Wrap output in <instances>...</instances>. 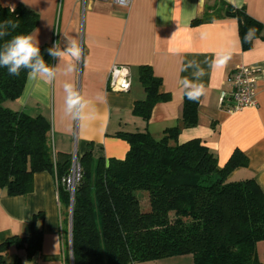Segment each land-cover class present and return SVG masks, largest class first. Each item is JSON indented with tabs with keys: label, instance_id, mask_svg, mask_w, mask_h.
<instances>
[{
	"label": "crops",
	"instance_id": "0c3cea01",
	"mask_svg": "<svg viewBox=\"0 0 264 264\" xmlns=\"http://www.w3.org/2000/svg\"><path fill=\"white\" fill-rule=\"evenodd\" d=\"M233 7L229 0H133L129 8L81 0H0L3 7L19 6L33 11L38 23L31 35L39 47H53L59 42L66 47L65 36L76 38L83 49L77 71L70 76L59 75L51 82L29 81L26 77L20 98L6 106L27 116H42L51 125V140L57 153L77 159L92 151L105 160H123L128 144L116 137L119 133H136L145 129L155 139L175 127L181 118L183 91L180 79L190 73L180 71L184 61L196 59L206 75V95L198 108V124L183 129L179 144L199 140L215 154L223 167L235 151L247 159V167L235 170L232 181L253 179L264 192V0H238ZM227 7L243 10L261 24L258 38L251 49L243 51L235 18L225 16ZM205 17L210 21L192 22ZM222 51L232 55L224 66H210ZM208 61L209 63H204ZM59 63L57 58L51 65ZM129 69L131 87L126 93L107 89L112 66ZM239 66L255 71V108L228 113L219 103L221 90H228V78ZM141 67L151 69L162 82V92L170 100L158 103L147 123L132 115L133 105L145 98L138 81ZM72 81L90 101L86 111L95 119L82 124L72 122L63 113V82ZM103 94L106 102L96 101ZM69 209L59 201L57 181L49 173L33 176L32 192L22 197H7L0 192V244L14 237H25L33 217L40 216L37 228L42 233L41 248L30 260L24 251L9 248L5 261L19 258L21 264H70ZM257 259L264 264V242L255 248ZM143 264H193L189 255Z\"/></svg>",
	"mask_w": 264,
	"mask_h": 264
},
{
	"label": "trees",
	"instance_id": "16d2710c",
	"mask_svg": "<svg viewBox=\"0 0 264 264\" xmlns=\"http://www.w3.org/2000/svg\"><path fill=\"white\" fill-rule=\"evenodd\" d=\"M225 16L236 19L242 50L251 49L261 24L230 7ZM6 20L17 27L9 26L10 35L0 38V46L17 34H31L38 16L22 6L10 10L0 4V25ZM248 28H255L256 36L244 43ZM49 48L40 50L51 65ZM26 77L24 70L17 77L0 67V192L26 196L32 192L33 176L43 172L58 181L59 201L69 209L70 264H143L186 255L193 264H260L255 248L264 242V192L253 179H229L235 170L247 167L246 157L235 151L219 167L201 141L178 142L183 129L197 126L200 102L183 96L179 123L160 139L146 129L117 134L129 146L123 160H105L92 151L78 158L81 178L70 212L69 193L60 180L70 173L71 156L55 152L45 118L6 106L20 98ZM138 81L145 98L134 103L132 115L147 123L154 106L170 96L148 67L139 68ZM38 218H32L25 237L0 244V264H7L9 248L24 251L26 260L39 252ZM11 264L21 261L15 258Z\"/></svg>",
	"mask_w": 264,
	"mask_h": 264
},
{
	"label": "clouds",
	"instance_id": "9594fccd",
	"mask_svg": "<svg viewBox=\"0 0 264 264\" xmlns=\"http://www.w3.org/2000/svg\"><path fill=\"white\" fill-rule=\"evenodd\" d=\"M233 7H240L238 0H229ZM9 26L12 29L17 27L11 20H6L0 25V38L9 36ZM256 36L255 28H248L243 37L244 43H250ZM67 41L63 49L57 42L53 47L47 49L48 55L57 58L59 63L55 66L50 65L44 59L39 47V41L31 34H17L6 40L0 46V67L6 68L10 76H20L21 71H26L29 81L42 80L45 83L55 81L59 75L65 77L77 71L78 63L83 58V49L78 40L71 36H65ZM231 51H222L217 54V59L213 60L210 66H224L230 59ZM204 63H209L205 61ZM182 73H190L180 79L183 96L189 101L199 103L201 98L206 95V87L203 77L206 75L202 63L196 59H188L183 62L180 69ZM63 113L72 122L83 123L95 119V113L86 111L90 101L77 89L76 85L70 80L63 82ZM96 101L106 102L103 94H97Z\"/></svg>",
	"mask_w": 264,
	"mask_h": 264
},
{
	"label": "built area",
	"instance_id": "2783aa9c",
	"mask_svg": "<svg viewBox=\"0 0 264 264\" xmlns=\"http://www.w3.org/2000/svg\"><path fill=\"white\" fill-rule=\"evenodd\" d=\"M100 2L105 0H81ZM114 6L129 8L133 0H110ZM228 90H221L219 103L228 113L240 112L246 109L255 108L256 103V73L247 66H239L228 78ZM107 89L115 93H126L131 87V76L129 69L124 66L114 65L111 67L107 77ZM81 178V171L76 155L71 161L70 173L60 180L62 186L69 193L70 206L72 205L75 187ZM58 183V181H57ZM58 186V184H57ZM70 220V218H69Z\"/></svg>",
	"mask_w": 264,
	"mask_h": 264
},
{
	"label": "water",
	"instance_id": "95a60500",
	"mask_svg": "<svg viewBox=\"0 0 264 264\" xmlns=\"http://www.w3.org/2000/svg\"><path fill=\"white\" fill-rule=\"evenodd\" d=\"M71 209H72V205L70 206V212H71Z\"/></svg>",
	"mask_w": 264,
	"mask_h": 264
}]
</instances>
